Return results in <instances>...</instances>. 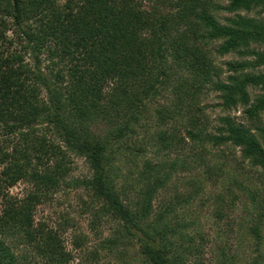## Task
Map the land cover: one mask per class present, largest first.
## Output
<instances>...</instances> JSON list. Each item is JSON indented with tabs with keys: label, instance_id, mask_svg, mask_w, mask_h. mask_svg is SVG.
<instances>
[{
	"label": "trees",
	"instance_id": "trees-1",
	"mask_svg": "<svg viewBox=\"0 0 264 264\" xmlns=\"http://www.w3.org/2000/svg\"><path fill=\"white\" fill-rule=\"evenodd\" d=\"M149 1L0 0V264L66 263L56 232L34 221L60 186L85 190L115 222L108 243L135 246L140 264H207V240L185 213L200 181L188 176L181 192L176 174L190 162L170 155L186 137L231 145L264 173V49L252 47L264 41V0ZM213 53L240 59L222 62V77ZM208 92L242 120L227 113L207 130ZM70 156L86 176H69ZM18 181L29 188L9 194ZM239 187L259 209L247 233L262 264L264 205Z\"/></svg>",
	"mask_w": 264,
	"mask_h": 264
},
{
	"label": "rangeland",
	"instance_id": "rangeland-1",
	"mask_svg": "<svg viewBox=\"0 0 264 264\" xmlns=\"http://www.w3.org/2000/svg\"><path fill=\"white\" fill-rule=\"evenodd\" d=\"M145 6L150 5L149 0H142ZM245 15H254L255 11L244 12ZM225 12L217 14V18L225 16ZM12 36L10 31H7ZM252 47L264 49L261 44ZM213 52V51H212ZM214 62L220 67L223 77L226 72L222 62L240 59L239 55L228 53L216 55ZM250 96L260 92L259 88H248ZM217 93L208 92L202 95L199 106L202 108L201 119L205 122L207 130L218 125L219 116L229 114L236 120H242L241 107L222 110L219 105ZM260 123L264 128V118ZM147 124L148 135L153 132L154 121ZM255 132V130H253ZM180 134L184 136L183 129ZM148 156L151 149L147 147ZM171 158L186 157L190 162V169L177 172L176 183L181 192V184L188 176L200 181L198 194L193 197L185 209L188 218H193L199 235L205 238L204 260L207 264H218L223 250L228 258L234 255L232 264H255L261 260L254 249L255 239L247 233V227L252 223L259 209L252 205L246 191L239 185L247 186L257 193V201L264 205V173L259 168H251L239 155V149L231 145L212 146L206 144L204 148L194 146L187 137L178 153H172ZM168 157V156H166ZM70 177H83L88 174L82 158L70 156ZM29 188V184L18 181L9 187L8 193L20 195ZM216 194H220L215 197ZM166 195L162 192L161 194ZM99 206L91 200L89 194L81 188H65L60 186L46 201L39 203L34 210L35 223L47 226L56 232L62 247L68 254L65 264H140L135 255V246L129 243H108L114 239L115 222L107 215L98 212ZM96 213V215H94ZM262 243L260 252L264 250V215L262 217ZM27 251L26 248H20ZM263 260V259H262ZM264 264V261H262Z\"/></svg>",
	"mask_w": 264,
	"mask_h": 264
}]
</instances>
